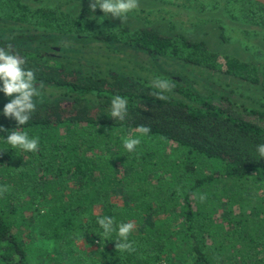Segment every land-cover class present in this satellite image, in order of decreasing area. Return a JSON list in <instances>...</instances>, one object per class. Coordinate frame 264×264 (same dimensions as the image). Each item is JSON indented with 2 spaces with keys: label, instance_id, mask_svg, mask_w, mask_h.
Segmentation results:
<instances>
[{
  "label": "trees",
  "instance_id": "16d2710c",
  "mask_svg": "<svg viewBox=\"0 0 264 264\" xmlns=\"http://www.w3.org/2000/svg\"><path fill=\"white\" fill-rule=\"evenodd\" d=\"M248 1V15L263 18L264 5ZM38 14L41 24L60 30L51 41H71L69 51L74 42L95 43L112 52L149 54L229 79L256 81L248 63L235 55H225L222 61L202 41L182 35L175 40L141 25L83 34L81 25L69 21L66 29L67 23L57 22L55 9H39ZM66 32L67 37L62 35ZM9 45L25 58V69L34 71L38 89L61 91L35 97L36 111L20 128L30 138L39 137L34 153L4 142L18 125L0 108V126L7 130L0 132V188H8L0 196V264L39 263L24 241L31 218L38 237L52 242L44 255L53 264H264V190L257 187L263 194L255 192L254 197L247 185L251 178L254 183L264 181V158L257 152L264 143L262 109L205 96L174 72L168 76L172 91L158 100L154 94L160 90L153 83L113 69L104 72L91 59L81 66L60 59L50 63L30 47L0 38V48ZM115 96L128 102L123 121L110 115ZM141 125L151 129L146 136L172 142L185 153L183 171L177 175L174 170L175 183L162 203L134 187L130 177L134 167L128 159L133 157L122 139ZM185 172L194 176L187 188L181 186ZM177 189L182 194L174 195ZM201 195L207 197L204 202ZM218 209L220 222L212 218ZM104 216L117 224L135 223L129 237L135 251H117L115 233L103 238L97 220Z\"/></svg>",
  "mask_w": 264,
  "mask_h": 264
},
{
  "label": "rangeland",
  "instance_id": "374dc122",
  "mask_svg": "<svg viewBox=\"0 0 264 264\" xmlns=\"http://www.w3.org/2000/svg\"><path fill=\"white\" fill-rule=\"evenodd\" d=\"M249 7L248 0H139L138 10L130 12L124 23L111 18H105L101 23L103 13L97 9L93 14L89 9V0H0V38L12 41L20 47H30V50L38 51L43 55L42 59L49 60L50 63L60 59L71 65L81 66L80 63L91 59L98 62L99 68L104 72L113 69L151 83L156 78L169 81V73L174 72L172 75L180 78L181 82H192L205 96L213 94L215 98L227 97L238 107L249 110L260 108L264 112V17L257 14L255 18L250 17ZM39 9H55L57 22L59 18L61 23H67L66 29L69 27V21L76 26L81 25L83 34L93 31L113 33L125 27L133 29L141 25L155 28L175 40H178L177 36L182 35L193 41H202L209 50L215 51L222 61L225 55H235L248 63L251 75L256 81L251 83L229 79L217 73L207 72L196 65L171 64L172 61L155 59L149 54L134 51L112 52L109 47L95 43L84 45L74 42L72 50L69 51L71 41L67 38L61 41L50 40L60 30L41 24ZM31 35L37 36L38 39L30 41L26 38ZM62 35L67 37L68 34L66 32ZM44 39L45 43L42 42ZM195 88L193 89L196 91ZM39 91L40 95L50 97L57 95L61 90L44 88ZM9 101L10 98L0 92V108ZM127 137L139 138L141 141L135 150L130 152L133 159H128L134 167L130 175L134 181L133 186L142 187L149 195L152 194L155 200L164 202L168 191H172L170 185L175 183L174 170H177V175L183 171L184 150L172 142H163L136 131L129 132L123 139ZM199 159L197 166L204 172L205 168L202 167V161L198 163ZM192 178L193 174L188 175L185 172L181 186L187 188L188 181ZM253 179L247 184L250 191L253 194H263L261 190H264V181L254 183ZM225 183L218 185L217 189L220 190ZM231 183L227 181L229 186ZM257 187L261 190L258 191ZM176 192L174 195L182 194L181 189ZM234 210L237 212V209ZM221 213L222 210L218 209L212 218L220 222ZM31 220L24 241L34 250L38 264H53L50 256L44 255L45 252L50 253L52 242L38 237L34 219ZM78 245L82 247V242Z\"/></svg>",
  "mask_w": 264,
  "mask_h": 264
},
{
  "label": "clouds",
  "instance_id": "9594fccd",
  "mask_svg": "<svg viewBox=\"0 0 264 264\" xmlns=\"http://www.w3.org/2000/svg\"><path fill=\"white\" fill-rule=\"evenodd\" d=\"M139 8V0H89V9L94 14L99 9L103 16L100 22L105 18L119 19L124 23L128 14ZM25 58L19 56L9 45L7 49L0 48V92H3L10 101L3 107L2 114L9 119L15 120L18 127L12 130L4 142L12 149H20L24 152H37L39 149V137L30 138L28 134L21 131V126L25 125L36 111L35 97L40 95L38 87L35 85V73L33 70L25 69ZM42 86V85H41ZM153 86L160 91L155 93L158 100H165L168 97L163 93L172 91L174 85L166 79L156 78ZM14 97V98H13ZM127 100L121 96H115L111 101L110 115L113 119L123 121L127 115ZM7 131L0 126V132ZM151 129L146 126H139L137 132L141 135H147ZM141 143L139 138L127 137L123 139L124 148L128 152L135 150ZM257 152L261 158H264V143L257 146ZM6 191L7 187L0 188V196ZM206 195L199 197L201 202L206 200ZM97 223L103 230V238L107 239L113 233L116 234L115 248L120 252L135 251L132 242L129 241L136 225L134 222H121L117 224L113 217L104 216L98 218Z\"/></svg>",
  "mask_w": 264,
  "mask_h": 264
},
{
  "label": "water",
  "instance_id": "95a60500",
  "mask_svg": "<svg viewBox=\"0 0 264 264\" xmlns=\"http://www.w3.org/2000/svg\"><path fill=\"white\" fill-rule=\"evenodd\" d=\"M254 1H256V2H258L260 4H262V5H264V0H254Z\"/></svg>",
  "mask_w": 264,
  "mask_h": 264
}]
</instances>
